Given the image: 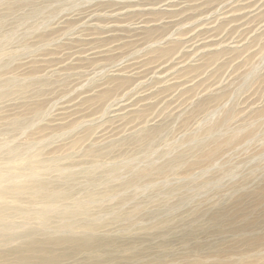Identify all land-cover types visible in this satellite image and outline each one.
<instances>
[{
  "label": "rangeland",
  "instance_id": "obj_1",
  "mask_svg": "<svg viewBox=\"0 0 264 264\" xmlns=\"http://www.w3.org/2000/svg\"><path fill=\"white\" fill-rule=\"evenodd\" d=\"M33 169L0 264H264V0H0V173Z\"/></svg>",
  "mask_w": 264,
  "mask_h": 264
},
{
  "label": "bare ground",
  "instance_id": "obj_2",
  "mask_svg": "<svg viewBox=\"0 0 264 264\" xmlns=\"http://www.w3.org/2000/svg\"><path fill=\"white\" fill-rule=\"evenodd\" d=\"M188 1V0H187ZM192 2V1H191ZM146 3V2H145ZM164 3V2H163ZM178 4V3H177ZM121 5V4H120ZM172 6V5H171ZM214 7V6H213ZM167 8V7H166ZM247 9V8H246ZM258 10V9H257ZM184 12V11H183ZM186 13V12H185ZM248 13H249V11H248ZM254 13V12H253ZM114 14V13H113ZM170 15V14H169ZM178 15H179V13H178ZM183 15V14H182ZM249 15V14H248ZM199 16V15H198ZM169 18H170V16H169ZM177 17H175V19H176ZM215 18V17H214ZM180 19V18H179ZM184 19V18H183ZM177 20V19H176ZM201 20V19H200ZM209 21V20H208ZM180 22V21H179ZM178 22V23H179ZM181 23V22H180ZM166 24V23H165ZM174 24V23H173ZM198 26V25H197ZM211 39V38H210ZM209 40V39H208ZM189 41V40H188ZM191 41V40H190ZM203 43V42H202ZM213 43V42H212ZM194 44V43H193ZM204 44V43H203ZM208 44V43H207ZM201 45V44H200ZM206 45V44H205ZM199 48V47H198ZM205 48V47H204ZM186 60V59H185ZM173 68V67H172ZM171 68V69H172ZM124 70V69H123ZM131 73H132V71H131ZM134 73V72H133ZM143 73V72H142ZM170 74V73H169ZM174 75V74H173ZM171 77V76H170ZM192 81V80H191ZM194 81V80H193ZM184 82V81H183ZM187 82V81H186ZM188 83V82H187ZM186 83V84H187ZM183 85V84H182ZM184 87V86H183ZM172 94V93H171ZM122 107V106H121ZM109 134V133H108ZM209 135V134H208ZM142 173L143 172H140L139 174H138V176H140V175H142ZM4 173H0V185H2L3 184V182L4 181H10V182H14V183H18V184H27L28 182H30L29 181V179H31V178H33L32 180H35V178H36V176H37V174H38V171H37V169H33V173L31 174V175H29V176H27V175H23V174H11L10 173V175H8L9 177L7 178V175L5 174V175H3ZM31 180V181H32ZM5 182V183H6ZM21 182V183H20ZM39 188H41V190L43 189L42 187H39ZM59 194V193H58ZM53 195H57V193H54ZM52 196V195H51ZM51 199H52V203H51V205H50V207L48 208V211L50 212V211H53V210H56V208H58V204H57V201L53 198V197H50ZM94 198V196H92V197H90L89 199L91 200V199H93ZM0 200H2V198H1V196H0ZM84 206H85V202H80V204L78 205V211L79 212H82L85 208H84ZM59 209V208H58ZM0 212H2L1 210H0ZM84 212V211H83ZM70 216V215H69ZM69 217H67V219H64L63 220V224H62V227H64V228H68V229H71L72 228V224H70V219H68ZM40 220L41 221H44V218L42 217V218H40Z\"/></svg>",
  "mask_w": 264,
  "mask_h": 264
}]
</instances>
